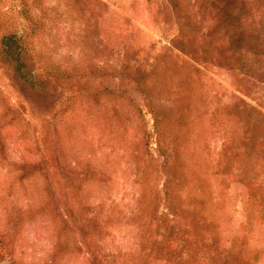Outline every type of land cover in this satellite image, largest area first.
Segmentation results:
<instances>
[{"label": "rangeland", "instance_id": "rangeland-1", "mask_svg": "<svg viewBox=\"0 0 264 264\" xmlns=\"http://www.w3.org/2000/svg\"><path fill=\"white\" fill-rule=\"evenodd\" d=\"M0 264H264V0H0Z\"/></svg>", "mask_w": 264, "mask_h": 264}, {"label": "trees", "instance_id": "trees-1", "mask_svg": "<svg viewBox=\"0 0 264 264\" xmlns=\"http://www.w3.org/2000/svg\"><path fill=\"white\" fill-rule=\"evenodd\" d=\"M11 40H12L11 36H5V37H3L2 44H3V47L5 48V52L6 53H8L9 48L12 46V43L10 45V41Z\"/></svg>", "mask_w": 264, "mask_h": 264}]
</instances>
